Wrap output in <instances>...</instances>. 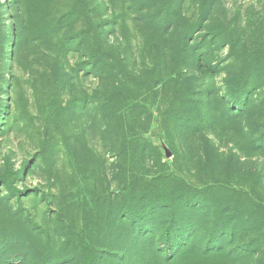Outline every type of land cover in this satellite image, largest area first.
I'll use <instances>...</instances> for the list:
<instances>
[{"label":"rangeland","instance_id":"374dc122","mask_svg":"<svg viewBox=\"0 0 264 264\" xmlns=\"http://www.w3.org/2000/svg\"><path fill=\"white\" fill-rule=\"evenodd\" d=\"M89 16L0 0V264H264V0Z\"/></svg>","mask_w":264,"mask_h":264},{"label":"trees","instance_id":"16d2710c","mask_svg":"<svg viewBox=\"0 0 264 264\" xmlns=\"http://www.w3.org/2000/svg\"><path fill=\"white\" fill-rule=\"evenodd\" d=\"M16 4L21 22L23 20L26 23L28 19L31 22H37L40 25L38 32L43 34L41 37L43 39L45 37V41H52V37L61 33H69V39L76 40L77 38L71 34V20L74 18L77 23L81 22L83 26L80 32L83 31L84 39L81 40L86 42L90 35L87 26L92 24V18L89 16L91 0H16ZM62 43L63 40L58 41L59 48L57 46V49L59 50H56L60 59ZM179 223V217L173 216L170 222L172 227ZM168 244L170 243L168 242ZM256 254L258 255V250ZM23 264H29V260L25 259Z\"/></svg>","mask_w":264,"mask_h":264}]
</instances>
